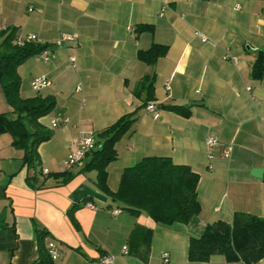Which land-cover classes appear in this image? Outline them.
I'll use <instances>...</instances> for the list:
<instances>
[{
  "label": "crops",
  "instance_id": "0c3cea01",
  "mask_svg": "<svg viewBox=\"0 0 264 264\" xmlns=\"http://www.w3.org/2000/svg\"><path fill=\"white\" fill-rule=\"evenodd\" d=\"M136 24L152 29L138 33ZM13 26L54 55L47 62L28 56L17 67L21 95H49L55 106L39 120L53 134L38 146L32 185L26 178L34 169L0 133V264H33L37 230L58 246L54 264H100L103 254L114 257L112 264H245L220 254L190 261L186 254L189 237L211 222H231L237 211L264 216V176L251 171L264 172V70L252 74L264 51V0H0V27ZM63 35L71 38L57 45ZM153 43L167 45L166 53L154 64L141 62L137 50ZM42 74L51 84L36 93L29 83ZM144 80L152 82L157 118L144 107ZM3 97L0 90V111H7ZM166 104H181L189 114L160 107ZM132 111L133 129L116 142L117 158L106 168L109 190L128 165L169 156L199 176L195 222L165 226L144 210H122L98 188L96 171L82 170L85 160L65 164L81 134L95 136ZM58 113L69 122L50 127ZM208 136L218 139L211 148ZM227 145L232 151L224 157ZM66 169L73 173L68 182L48 175Z\"/></svg>",
  "mask_w": 264,
  "mask_h": 264
},
{
  "label": "trees",
  "instance_id": "16d2710c",
  "mask_svg": "<svg viewBox=\"0 0 264 264\" xmlns=\"http://www.w3.org/2000/svg\"><path fill=\"white\" fill-rule=\"evenodd\" d=\"M15 26L0 29V90L8 110L0 111V133L10 135L11 144L23 152L22 161L34 171L40 164L38 146L52 136L53 131L39 120L53 110L55 99L49 95L24 97L20 93L21 78L17 67L28 59L46 49L48 46L36 41L17 44ZM149 24H136L135 32L151 30ZM167 45L153 43L147 49L137 50L141 62L151 65L167 51ZM264 51L259 50L253 63L254 77L262 75L264 70ZM147 78V77H146ZM146 80L141 87H146V105L152 99V82L147 86ZM139 93V92H138ZM137 92L135 94H138ZM189 114V109L181 104L160 105V107ZM137 120L136 111L125 113L111 125L99 131L100 145L86 153L82 170L96 171V184L110 196L118 206L131 213L144 210L156 223L172 225L174 223H193L200 213L197 184L199 176L186 164H176L169 156H145L131 166L123 169L118 187L115 191L107 186V166L117 158L116 142L126 133H130ZM38 171L26 179L30 185L35 181ZM50 176L68 182L73 173L66 169ZM77 205H73L75 207ZM71 211V210H70ZM36 240L38 258L33 264H54L50 258L45 238L47 231L37 230ZM187 256L190 261L207 262L212 254L222 255L227 262L241 261L253 264L264 257V216L253 213L235 212L231 222L216 220L204 226L201 233L189 237Z\"/></svg>",
  "mask_w": 264,
  "mask_h": 264
},
{
  "label": "built area",
  "instance_id": "2783aa9c",
  "mask_svg": "<svg viewBox=\"0 0 264 264\" xmlns=\"http://www.w3.org/2000/svg\"><path fill=\"white\" fill-rule=\"evenodd\" d=\"M2 27H0L1 29ZM6 27H3L2 29H4ZM130 30H132L131 27H129ZM68 37H70V35H63L62 37H60L58 39V41H55V43H57V45H61L64 39H68ZM71 38V37H70ZM29 41H36V36L34 34H30L27 33V35L25 36H17L16 38V42L17 44H21L23 42H28ZM53 51L51 49H43L41 50V52L37 53L34 55V57L39 60L42 61L44 60V62L49 61L51 58H53ZM69 59L71 60V62L74 61V57L69 55ZM30 86L31 89L36 92L39 93L44 87H48L51 84V81L48 77L45 76V74L42 75H37L34 76L31 80H30ZM166 88L169 89V85L166 84ZM77 90H81V86L77 87ZM157 105L154 103V101H149L146 103V105L144 106L145 109L150 112L153 113L154 118H157L159 116V110L158 107H156ZM69 122V118L60 115V113H58L56 116L52 117L50 119V127H55L58 125V123H68ZM218 143V139L215 136H208V138L206 139V145L213 147ZM100 145V141H98V139L96 138V136H93L92 134H81L79 136V139L77 141V144L75 146V148H72V150H70V152L67 155L66 158V163L67 167L70 168L72 167L74 164L77 165L78 163H81L85 156L86 153L92 151L93 149H97ZM232 151V146L231 145H227L224 147L223 150V156L224 157H229ZM208 157L212 158L213 155L212 153L208 152ZM90 205V204H89ZM92 206V205H90ZM47 249L48 252L50 254V259L55 261V259H57L59 257V249L58 246H56L54 241H50L47 243ZM123 252L126 253L127 252V247L124 246L123 247ZM161 256H163V259L165 262L168 261V253L164 252ZM114 260V257L110 254H103L101 257H99V263L100 264H112Z\"/></svg>",
  "mask_w": 264,
  "mask_h": 264
},
{
  "label": "water",
  "instance_id": "95a60500",
  "mask_svg": "<svg viewBox=\"0 0 264 264\" xmlns=\"http://www.w3.org/2000/svg\"><path fill=\"white\" fill-rule=\"evenodd\" d=\"M252 171V175L256 176V177H262L264 176V172L262 168H254Z\"/></svg>",
  "mask_w": 264,
  "mask_h": 264
}]
</instances>
